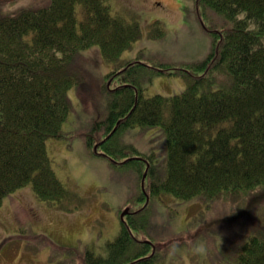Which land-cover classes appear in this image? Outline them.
Returning <instances> with one entry per match:
<instances>
[{
  "label": "trees",
  "instance_id": "obj_1",
  "mask_svg": "<svg viewBox=\"0 0 264 264\" xmlns=\"http://www.w3.org/2000/svg\"><path fill=\"white\" fill-rule=\"evenodd\" d=\"M14 1L0 0V205L29 186L37 199L60 207L70 196L46 141L63 137L71 110L68 91L79 80L68 76L67 68L80 66V54L87 49L115 61L141 31L114 11L110 0H49L16 14L1 8ZM194 2L202 26L205 18L217 14L230 28L203 27L212 44L201 61L177 67L131 60L111 72L109 79L120 85L103 88L105 127H95L88 136L91 148L95 134L101 130L106 137L116 121L125 118L100 145L106 154L125 160L130 155L116 144L126 128L162 129L166 160L149 166L134 160L120 164L132 163L128 168L140 174V194H149V202L158 193L183 201L201 196L215 201L264 186V0ZM155 74L185 75L188 85L172 96L148 95L146 81ZM148 210L149 204L128 214L118 235L107 242L106 254L87 251L83 262L162 264L161 250L155 244L153 250L132 232V227L147 224ZM238 248L233 264H264V230L249 232Z\"/></svg>",
  "mask_w": 264,
  "mask_h": 264
},
{
  "label": "rangeland",
  "instance_id": "obj_2",
  "mask_svg": "<svg viewBox=\"0 0 264 264\" xmlns=\"http://www.w3.org/2000/svg\"><path fill=\"white\" fill-rule=\"evenodd\" d=\"M48 2L15 0L1 8L16 14ZM110 3L140 27L141 35L115 61L87 49L80 54V66L67 68L68 76L79 81L68 91L71 110L62 126L63 137L47 139L46 149L70 197L63 207L50 205L37 199L29 186L5 197L0 205V264H85L87 251L106 254L107 242L121 229L120 211L126 206L138 209L146 198L140 194V174L133 166L128 168L132 163L113 166L112 154L96 155L87 148L88 134L107 115L104 86L120 85L109 81V74L131 60L181 67L203 60L210 51L211 34L199 22L194 0ZM204 25L222 31L230 28L217 14L205 18ZM146 84V94L167 97L185 90L188 79L155 74ZM118 141V149L147 166L166 160L160 127L126 128ZM147 204V224L132 227V232L137 240L151 241L161 250L162 264H233L231 257L242 238L264 230V186L215 201L204 196L183 201L158 193Z\"/></svg>",
  "mask_w": 264,
  "mask_h": 264
},
{
  "label": "water",
  "instance_id": "obj_3",
  "mask_svg": "<svg viewBox=\"0 0 264 264\" xmlns=\"http://www.w3.org/2000/svg\"><path fill=\"white\" fill-rule=\"evenodd\" d=\"M96 149H97V146L94 147V150H95V151H96ZM144 178H145V174H144L143 179H142V187H143ZM126 214H128V208H126V209L121 213L120 217H121L122 220H124L123 218H124V216H125ZM147 242H149V241H147ZM149 243H150V242H149Z\"/></svg>",
  "mask_w": 264,
  "mask_h": 264
}]
</instances>
